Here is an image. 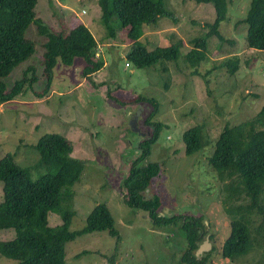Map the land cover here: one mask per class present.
<instances>
[{"label":"rangeland","instance_id":"1","mask_svg":"<svg viewBox=\"0 0 264 264\" xmlns=\"http://www.w3.org/2000/svg\"><path fill=\"white\" fill-rule=\"evenodd\" d=\"M164 2L173 18L148 26L139 42L154 50L182 41L178 62L136 68L127 60L136 45L115 21L111 24L114 36L109 35L98 0H37L35 17L52 31L66 35L80 24L87 26L104 66L84 77L83 59L77 58L72 66L59 62L44 92L48 86L42 66L45 38L32 24L27 38L34 42V53L4 80L11 89L29 68L28 78H35L23 95L0 105V158L12 152L21 166L31 167L38 159L33 145L39 136H65L74 146L73 157L85 164L74 186L75 216L70 230L83 229L91 211L104 203L119 233V244L107 232L83 235L68 243L66 264H181L188 245L181 224L154 225L148 213L127 206L122 185L140 154V143L155 133L154 121L164 124L163 131L144 163L162 162L163 173L144 195L161 196L163 216L205 218L202 244L208 238L210 248L201 256L209 255L210 264H255L260 259L255 254L234 261L223 257L230 219L223 203V183L209 163L223 128L252 119L264 107V51L250 48L247 42L245 19L252 0L228 2L227 19L220 27L225 41L211 37L208 58L196 68L184 63L183 57L193 48L191 41L206 35V26L215 21L214 5L195 0ZM229 58L240 60L233 76L224 66ZM196 125L201 127L204 147L188 155L183 134ZM31 171L35 178L36 169ZM2 197L0 180V201ZM50 222L56 226L59 217L51 214ZM13 235V230L0 231L2 241ZM18 263L0 255V264Z\"/></svg>","mask_w":264,"mask_h":264},{"label":"trees","instance_id":"2","mask_svg":"<svg viewBox=\"0 0 264 264\" xmlns=\"http://www.w3.org/2000/svg\"><path fill=\"white\" fill-rule=\"evenodd\" d=\"M195 1L212 3L216 19L206 26L209 30L206 35L191 41L193 48L183 57L184 63L193 68L207 60L211 37L225 41L220 27L227 19L230 0ZM36 2L0 0V105L23 95L26 86L35 81L34 77L27 76L31 68L11 89L4 81L34 53V42L27 38L32 24L38 35L45 38L42 66L48 86L44 92L48 91L59 62L72 66L77 58L83 59L86 63L82 72L84 77L97 73L104 66V62L97 58L96 39L87 26L80 24L66 35L56 33L35 17ZM98 5L102 24L109 35L114 36L111 24L115 21L136 45L127 55V60L136 68H151L163 61L178 62L184 46L182 41L154 50L139 42L148 26L158 24L162 18H173V12L166 8L164 0H98ZM245 22L249 47L264 51V0H252ZM224 66L233 76L239 71L240 60L229 58ZM156 116L153 115V119ZM153 125H156L155 133L140 143V154L122 179L127 191V206L148 213L156 226L181 224L188 244L181 264H210L209 255L196 256L206 233L205 218L185 214L163 216L161 196L156 194L147 198L144 195L163 173L162 162L144 163L152 155L153 145L163 131L162 122L154 121ZM183 140L188 155L201 150L204 147L201 127L196 125L187 129ZM33 147L38 159L31 167L21 166L12 152L0 158V180L3 182L0 231L14 232L11 239H0V255L18 261V264H66V245L83 235L107 232L119 244L114 219L104 203H98L91 211L83 229L70 230L75 216L74 186L80 181L85 166L83 161L73 157L72 142L58 133H44ZM209 163L223 183V203L230 219V233L222 248L223 257L234 261L255 254L260 257L255 264H264V107L252 119L223 128ZM32 167L38 173L35 178H32ZM40 169L42 171L38 172ZM51 214L59 217L56 226L51 225Z\"/></svg>","mask_w":264,"mask_h":264},{"label":"water","instance_id":"3","mask_svg":"<svg viewBox=\"0 0 264 264\" xmlns=\"http://www.w3.org/2000/svg\"><path fill=\"white\" fill-rule=\"evenodd\" d=\"M134 129V128H133ZM208 238L207 240L202 244L200 245L199 249L197 250L196 252V256L199 258L201 256V254H203L204 252H208L209 250V246H208Z\"/></svg>","mask_w":264,"mask_h":264}]
</instances>
